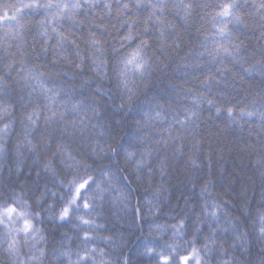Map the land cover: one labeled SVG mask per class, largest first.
<instances>
[{"label":"snow or ice","instance_id":"obj_1","mask_svg":"<svg viewBox=\"0 0 264 264\" xmlns=\"http://www.w3.org/2000/svg\"><path fill=\"white\" fill-rule=\"evenodd\" d=\"M133 6L138 12L140 9H150L142 27L136 17L128 15ZM245 6H248V0H245ZM166 7V0H135L134 5L124 0H16L15 3L0 0V52L3 53L0 60L10 57V62L3 65L4 72L11 74L15 69L17 83L22 82L28 88V99L20 96L17 105L9 92L8 81L0 75V121H3L0 126V161L9 162L10 173L13 166L19 173L23 166L22 158L30 154L33 163L38 166L42 164L43 171L61 189L59 193L51 192L52 202L45 208L32 211L34 206L39 207L42 201L49 198L47 182L42 189L37 187L36 191L40 195L36 196L34 204H29L23 198L25 194L18 192L19 185L15 182L0 184V228L4 230L0 234V264H44L49 255L52 257L51 264H136L135 257L144 256H148L152 264H264V209H257V219L253 220L254 226L259 225L255 239L261 247L259 258L251 260L249 234L242 229L239 217L226 213L217 200L205 198L210 181L206 180L201 185L200 197L203 202L196 213V224L191 236L185 239L188 235L187 214L183 217L173 216L176 223L171 225L156 223L161 210L157 200H138L133 208V189L130 187L133 180L122 174L126 170L133 171L136 182L143 181L145 169L149 182L155 171H159L163 177L166 158L161 160L156 169L151 165L152 159L161 149L183 140L189 127L199 119L201 104L207 103L218 114L225 111L222 107H216L215 99L209 98L211 74L200 82L208 88L209 95L203 92L191 95L189 107L175 109L171 108L169 102L166 109L160 101L152 105L151 99L154 98L141 102V107L148 104V108L141 113V119L135 120L139 134L137 139L142 147L134 151L117 139L123 119L92 123L93 118L98 119L100 116L97 102H93L96 106H87L83 99L74 101L63 82L57 83L61 73L43 71L41 69L45 65L30 63L32 57L27 51L24 35L30 30L32 17L39 15L41 18L35 21L37 32L31 45L35 50L37 43L40 44L36 58L41 55L48 57L51 49L53 66L66 65L81 74L87 71L90 74L85 77V81L95 79L100 82L97 93L102 91V82L114 79L121 96L119 111L127 107L125 115H131L134 102L141 90L149 88L160 62L159 57L148 53L151 45L145 37L150 26H159L156 30L161 51L170 46L166 28L174 26L161 19ZM172 7L184 20L194 10L191 0H173ZM209 7L212 6L203 5L204 9ZM241 7L239 0H220L215 5V10L210 14L211 35L204 38L199 57L207 55L215 61L224 55L235 63L243 64L239 54L244 42H236L231 31L233 26L247 27L246 14L240 12ZM250 7L252 12L247 15L258 17L260 27L264 28V0H251ZM26 15L29 17L27 21L24 20ZM81 16L82 19L79 18ZM106 18L117 20L119 27L106 22ZM65 21L81 30L87 27L86 38H79L83 48L78 38L74 37L72 28L62 30ZM125 28L127 31L121 35ZM113 29L116 35H112ZM260 38L264 39V31H261ZM52 40H55L54 44ZM209 40L211 45L208 44ZM171 46L180 47L175 41ZM13 47L15 52L11 51ZM259 54L260 59L243 70L246 73L258 71L264 78V47ZM17 56L20 57L18 61L15 58ZM216 71L223 75L226 69L217 68ZM236 107L233 105L226 109L232 123L237 122ZM16 112L20 113L23 138L18 139L9 151L7 143L15 124ZM69 115L72 116L71 120L67 119ZM245 118L257 120V127L264 132V96L259 102L253 100L249 106L239 108V119ZM77 139L86 150L73 149L72 144ZM181 150L182 143L175 151ZM257 163L264 164V156ZM190 164L195 167L196 161L190 159ZM36 176L40 177L39 171ZM163 190L161 182L156 191L159 194ZM106 197L110 198L113 205L121 206L125 213L131 210L130 227L138 228L145 236L141 241L143 248L136 252L135 257L131 252L121 255L126 245L123 234L119 237L115 234L101 235L105 225L97 222L103 218L98 209L103 208ZM192 207L194 210L195 205ZM45 212L48 222L54 225L72 222L78 241L75 249L62 241L49 252V236L44 235L45 230L36 227L35 223L38 219L44 222L42 214ZM149 217L152 219L149 220ZM145 224L147 233H144ZM204 228H207V234L201 236ZM164 231H171L173 242L157 244L156 237ZM201 239L203 243H199ZM229 239L231 244L228 243ZM101 242L104 247H100Z\"/></svg>","mask_w":264,"mask_h":264},{"label":"trees","instance_id":"obj_2","mask_svg":"<svg viewBox=\"0 0 264 264\" xmlns=\"http://www.w3.org/2000/svg\"><path fill=\"white\" fill-rule=\"evenodd\" d=\"M10 3H15L16 0H8ZM27 2V0H25ZM132 5L135 0H124ZM194 4L192 15L187 19H182L181 14L172 7L173 0H166L167 7L161 17L166 24L174 26V28H166L167 43L169 47H165L161 51L160 44L157 40V27L150 26L149 32L145 38L150 41L149 55L160 58L157 71L154 72L150 86L147 90H141V94L134 102L132 114L125 115L128 108L119 111L121 103L120 91L114 79L102 82V91L97 93V80L85 81V77L89 75L87 71L83 74L77 72L74 68L66 65L53 66L51 64V49L48 57L41 55L36 58V53L39 52L40 44L37 43L35 50L31 48L33 38L37 32L35 24L36 20L41 17L39 15L32 17L30 30L24 35V40L27 41V51L32 57L30 63L43 64V71H52L61 73L57 78V83L61 81L72 96L73 100L83 99L87 106H96L93 102H97L99 106V118H93L92 123L104 122L109 123L112 120L123 119V123L119 126L117 139L121 140L125 147L130 150L139 151L142 147L138 142L137 126L135 120L141 119V113L148 108V104L140 106L141 102L151 99V104L155 105L157 101L163 102L165 108H168L169 102L171 108L179 109L181 107L190 106L191 95H196L200 92L209 95V90L201 85V81L211 74L212 80L209 85L211 94L209 98L216 100V107L225 109L222 113H216L215 108H210L207 103H202L199 111V119L194 125L190 126L184 134L182 141L176 144H171L167 149H161L151 161L153 169L166 158L164 176L161 177L159 171H155L151 182L147 175V169L144 171V179L142 182L135 181V173L133 171H125L123 175H128L133 183L130 185L132 191V207L135 208L137 201L144 202L146 200H157L160 205V212L156 223L161 225H171L176 223L173 216L183 217L188 216L187 233L185 239L191 236L192 230L196 224V213L200 211V204L203 198L200 197L201 185L207 180L210 181L208 192L205 198L215 199L222 204L226 213L233 217H239L241 227L249 234V244L251 247V260L259 258V249L261 245L256 241V229L258 224L253 225V220L257 219V209H264V164L257 163L261 156H264V132L258 127V121L254 119H239V108L249 106L253 100L259 102L264 96V78L258 71L250 73L244 72V68H248L260 59V49L264 47V39L260 38L261 31L264 28L260 27L258 17L247 15L252 12L250 7L251 0H248V6H245V0H239L242 5L240 12L245 13V24L233 26L231 31L236 42L243 41L244 47L240 51V57L244 61L235 63L231 58L221 55L217 60L212 61L207 55L199 57L198 54L203 50L202 46L205 43V37L211 35L210 14L215 10V5L220 0H191ZM204 4L211 5L207 9L203 8ZM99 12V9L96 10ZM150 9L144 8L138 10L133 6L128 13L129 16H134L140 22L142 27L143 20L147 16ZM207 13L208 15H205ZM115 12H113V17ZM83 18V16L79 17ZM24 20H29L26 15ZM106 22L115 23L119 27V23L115 19ZM72 28L74 37L86 38L87 27L82 30L72 26L71 22L65 21L62 30ZM125 28L121 31V35L126 32ZM112 35H116L115 29L112 30ZM173 41L179 43L180 47L175 48ZM51 43H55L52 40ZM211 45V40L208 41ZM81 42V47L83 48ZM11 51L15 52L13 47ZM72 51V49H69ZM255 53V55H253ZM0 55H3L0 52ZM17 61L19 56L15 57ZM10 57L0 60V75H3L9 83V92L12 99L19 105V97L24 96L28 99V88L24 87L22 82L17 83V73L15 69L11 74L4 72L3 65L10 62ZM16 67H19L17 63ZM217 68H225L223 75L217 73ZM83 82V83H82ZM190 90V91H189ZM107 93V95H105ZM42 103V101H40ZM236 105L237 122L232 123L227 117L226 109ZM170 110V109H169ZM118 113V114H117ZM83 115V113H81ZM91 115V113H89ZM67 119L71 120L69 115ZM43 121L41 120V124ZM3 121H0L2 126ZM115 126V125H114ZM99 131V130H97ZM10 140L7 143L8 150L15 146L18 139L23 138V130L20 124V113L15 114V124L10 132ZM199 142L198 147L196 146ZM182 150L176 152L175 149L180 147ZM73 149H83V145L79 139L72 144ZM79 158V157H78ZM23 159V166L19 173L15 167H12L9 172V162L0 161L3 164L0 167V184L5 182H15L19 185L18 192H23L24 199L28 200L29 204H34L36 196L40 195L36 191L37 187L42 189L47 182L49 198L42 201L39 207H33L32 211H39L40 208H45L48 203H51V192L61 191L60 187L55 185L51 176L43 171V166L33 163V157L26 154ZM190 159L196 161V166L190 164ZM127 168V166H125ZM40 172V177L37 178L36 173ZM70 178V177H69ZM24 183L21 184L20 182ZM163 182L164 190L157 193L156 189ZM26 185V186H25ZM158 197V199H157ZM193 205L195 209L193 210ZM102 212L103 218L98 220V223L105 225V230L101 235L115 234L119 237L123 234L126 245L121 252V255L131 252L135 257L137 251L142 250L143 244L141 241L145 239L140 230L130 227L132 223L131 210L125 213L121 210V206L113 205L110 198L106 197L103 208L98 209ZM44 222L38 219L35 221L36 227L43 228L44 235L49 236L47 245L49 252L53 247H58L62 241L71 244L75 249L77 233L72 228V222L63 225H54L47 220V212L43 213ZM223 218V217H222ZM149 220L152 218L149 217ZM3 228H0V234L3 233ZM144 233H147V225L144 226ZM82 235V233H80ZM207 234V228H204L201 236ZM171 231H164L160 236L156 237L157 244L172 243ZM71 237V240L67 238ZM140 238L139 240L137 238ZM147 239L151 240V237ZM199 243H203L201 239ZM231 244V240L228 241ZM105 245L101 242L100 247ZM159 250V249H158ZM239 255V252L236 253ZM136 264H152L148 256L135 257ZM2 259V254H0ZM75 259V257H73ZM52 257L49 255L44 264H51Z\"/></svg>","mask_w":264,"mask_h":264}]
</instances>
